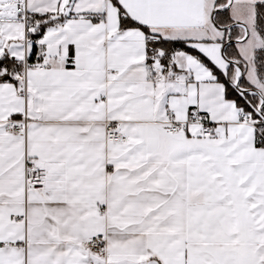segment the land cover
I'll return each mask as SVG.
<instances>
[{"label":"snow or ice","instance_id":"1","mask_svg":"<svg viewBox=\"0 0 264 264\" xmlns=\"http://www.w3.org/2000/svg\"><path fill=\"white\" fill-rule=\"evenodd\" d=\"M0 264H264V0H0Z\"/></svg>","mask_w":264,"mask_h":264}]
</instances>
